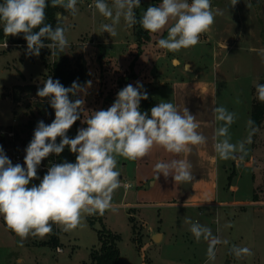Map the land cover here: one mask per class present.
<instances>
[{"label":"rangeland","instance_id":"rangeland-1","mask_svg":"<svg viewBox=\"0 0 264 264\" xmlns=\"http://www.w3.org/2000/svg\"><path fill=\"white\" fill-rule=\"evenodd\" d=\"M64 2L68 3V0ZM88 2L90 0H77L75 14L66 9L65 14L58 15L66 26L65 37L69 40L64 53L73 65L81 54V44L77 41L87 37L84 32L90 18L86 16L92 9L96 16L103 17L95 6L90 8ZM151 5L150 0H140L137 13L141 15ZM212 5L216 13L215 23L201 34L199 43L175 53L162 49L167 55L156 67L157 82L153 87L143 85L141 91L148 94L165 77H172L176 68L183 71L201 68V76L215 78L216 109L223 107L227 110L226 113L215 111L214 136L220 171L218 182L221 194L224 195L225 191L226 197H222L227 202L206 210L180 204H155L165 198H154L144 191L142 188L145 186L135 179L131 170L133 161L117 156V169L121 173L127 169V173L122 174L121 187L113 194L114 210L90 216L92 224L85 216L81 225L69 232L53 225L50 234L30 236L23 246L20 238L7 229L0 216V264H93L90 250L99 247L97 230L102 226L118 236L116 243L121 264H264V125L257 129L248 148L242 145L248 132L247 111L253 89L259 78L264 76V0H238L234 7L231 0H212ZM109 7L113 8V2ZM116 15L113 8V16L109 19L116 26V32L120 33L124 25L129 27L130 24L125 22L123 15L117 22ZM172 23L170 21L158 33L159 39L161 35L167 38V27ZM0 25L3 26V23ZM16 41L17 35L0 39V146L13 165L24 162L26 155L25 133L21 130L24 124L34 117L40 118L45 125L55 119V111L52 118L44 119L39 115L35 106L40 101L37 94H29L16 87L17 84L28 83L44 87L50 77L47 64L54 58L55 48L49 47L53 41L45 46L47 53L44 57L34 51L30 54L28 44ZM124 73L113 70L111 77L103 75L106 80L101 87L106 81L125 82L127 76ZM129 84L126 82L125 86ZM14 91L20 95V100L15 103L12 98ZM103 93L106 94V91L102 88L100 95ZM110 99L112 104H107L106 109L115 102L113 97ZM94 110L89 116L102 109ZM229 114L231 121L219 118ZM79 124H86V121ZM10 126L18 131L17 135L9 131ZM71 129L67 132L69 139ZM60 140L57 137L56 143L59 144ZM225 143L233 146L227 152L233 155L232 162L221 158ZM16 153L21 155L20 161L14 160ZM252 161L256 167H253ZM64 162H76L68 146L58 156L53 153L42 160L39 168L48 171L51 165ZM222 163L228 164L226 171L222 169ZM254 193L257 200H252ZM123 200L152 201L154 204L152 207H122L120 202ZM250 200L254 202L243 203ZM157 233L158 236L153 238V234ZM53 237L57 245L54 242L44 244ZM245 247L253 255L239 253V249Z\"/></svg>","mask_w":264,"mask_h":264},{"label":"clouds","instance_id":"clouds-1","mask_svg":"<svg viewBox=\"0 0 264 264\" xmlns=\"http://www.w3.org/2000/svg\"><path fill=\"white\" fill-rule=\"evenodd\" d=\"M53 6L63 5L75 14L77 0H52ZM238 0H231L235 6ZM140 6V0H113L116 20L123 15L128 24L136 23L134 8ZM46 0H3L0 3V23H3L5 36L25 34L29 53L39 55L44 47L41 37L53 41L49 47L63 52L68 47L65 29L57 27L53 32L51 25H44ZM95 8L106 17L113 16L104 0H95ZM216 13L212 0H160L158 6H149L140 18L141 27L149 33H158L167 27V38H161L157 44L160 49L178 52L194 47L199 43L201 34L215 23ZM39 27L34 32L33 29ZM112 37L118 35L114 27L102 25ZM55 54V53H54ZM175 62V61H174ZM91 81L85 87L73 83L65 88L50 77L44 87L37 91L41 98L49 97L55 111L51 124L38 123L34 138L26 149L23 165L12 161L3 153L0 146V216L6 226L20 238V244L31 237H43L50 234L53 225L69 232L81 225L85 216L103 215L114 210L112 203L114 192L121 187V171L117 169V156L125 160H138L145 157L154 145L163 146L169 152L180 153L185 145L199 144L203 137L195 131V118L187 109L181 115L172 103H160L148 113H142L139 103L147 99L142 92L143 85H127L118 93L116 101L107 110L94 112L86 119V128L78 130L73 139L67 136L68 130L80 119L83 111V99H71L77 93H86ZM259 99L264 101V87L258 88ZM226 113V109H216ZM231 121L232 116L219 117ZM222 131H226L222 130ZM57 137L60 143L57 144ZM65 146L76 154V162L53 164L48 168L40 183L31 184L37 178V168L50 154L57 156ZM233 146L225 143L221 158L227 159L228 150ZM157 164L156 169H164ZM181 163L176 181H190L192 176ZM165 175L167 173L165 172ZM199 235V233H196ZM239 253L253 255L248 248L239 249Z\"/></svg>","mask_w":264,"mask_h":264},{"label":"crops","instance_id":"crops-1","mask_svg":"<svg viewBox=\"0 0 264 264\" xmlns=\"http://www.w3.org/2000/svg\"><path fill=\"white\" fill-rule=\"evenodd\" d=\"M104 2L108 6L112 4V2ZM159 3L160 1L157 4L159 5ZM151 4L153 6L152 1ZM88 6L90 8L95 6V0H90ZM137 9H133L134 13ZM87 17L90 18L84 32L87 37L83 41H77L76 36L75 42L77 41L81 44V54L79 55H81L86 76L84 84L81 87H85L88 81L92 83L90 87L86 88V93H77L76 95L75 99H83L84 104L82 105L83 111L80 113V119L71 127L72 129L69 133L70 139L75 138L78 130L87 127V124L79 123L81 121L85 123L90 113L95 111V108L107 110L105 106L112 104L110 97H113V100L116 101L118 93L126 87V82L128 84L132 83L133 87H136L135 83L154 85L157 82L156 67L160 61L164 60L165 55L168 53V51L166 53L165 50L163 51L158 47L156 41L159 39V32L150 33V40L139 44L135 37L134 24H130L129 27L123 24L124 26L120 30V33L112 37L107 31L101 30L102 25L106 24L114 27L109 18L96 16V12H93L92 9ZM114 28L116 30V26ZM161 38H163V35H161ZM113 70L118 73L126 72L124 74H126L128 81L126 80L120 84L112 80V84H110L111 81H106L104 84L107 86L105 87L104 85L105 88L101 87L103 86V80H106V78L103 79V75L109 78ZM173 70L174 74L172 77H165L160 85H155L154 90L151 88L147 95L159 102V104L172 103L181 115H184V110L187 109L188 114L195 118L196 133L201 135L203 140L199 144L185 145L180 153L169 152L163 146L154 145L145 157L133 161L134 164L131 170L135 179L139 183L142 182L145 186V188H142L145 189L144 191L153 195L154 198H165L161 201H156L157 203L155 204H180L202 210L214 209L227 202L222 197L225 196V191L224 195L220 191L218 182V173L220 172L217 161L218 151L214 144L217 83L213 77L201 76V68L187 71L180 70L179 68ZM102 88L105 89L106 94L100 95ZM158 91L160 93L157 94ZM247 117L248 132L242 142L245 149L249 147V143L253 139L249 123V109ZM227 155V161L232 162L233 155L231 153H227ZM181 163L187 166L186 170L192 176L190 181L175 180V176L179 174ZM157 164H163L165 166L164 169L157 170ZM222 164H224L221 165L222 169L226 171L228 164ZM252 165L256 167L254 161H252ZM165 172L167 175H165ZM125 173H127V169L122 172V174ZM122 196H125V192L122 193ZM253 202L250 200L243 203ZM120 203L122 207H152L154 204H152V201L141 200H123ZM159 234L162 235L161 233Z\"/></svg>","mask_w":264,"mask_h":264},{"label":"trees","instance_id":"trees-1","mask_svg":"<svg viewBox=\"0 0 264 264\" xmlns=\"http://www.w3.org/2000/svg\"><path fill=\"white\" fill-rule=\"evenodd\" d=\"M108 2H113V0H104ZM153 3V6H158V2L160 0H151ZM3 0H1V3ZM156 2V3H155ZM191 0H189V3ZM67 3L64 2V5ZM67 8L63 5H56L53 6L52 0H46V7H45V20L42 25L39 27H43L44 25H51V30L54 32L57 27H61L66 30V27L62 24L61 18L58 15L65 14V10ZM141 15L135 11V19L136 23H134V33L137 40V43H141L146 40H150L151 35L149 32L145 31L139 21H140ZM39 27L36 29H33L34 32L39 30ZM6 36L3 33V26L0 25V39L5 38ZM41 40L43 44L46 46L51 40L48 37H41ZM18 43H25L27 44V40L25 38L24 33H20L17 35V41ZM138 44V47H139ZM45 46L40 49V54L42 57L47 53L45 51ZM55 53V54H54ZM54 58L51 61L50 64H47L50 78L53 79L55 82L56 80H59L60 84L64 86L65 88H71L73 83H77L78 85L82 86L85 81V70L83 62L81 61V55H78L75 59L74 65L71 63L69 57L63 52L58 51L57 49H54L53 51ZM138 84L135 83V86L137 87ZM20 90L26 91L29 94H37V91L42 89L41 86H38L34 83H28V84H17L16 86ZM264 87V76L259 78L256 85L253 89V97L251 100L250 108H249V123L250 127L252 129V134L255 136L256 131L259 127L262 126V123H264V101H261L259 99V93L258 88ZM39 97V96H38ZM13 101L18 102L20 100V95L17 92H13L12 95ZM38 102H36L35 106L38 108V113L41 117L44 119L52 118L54 115V109L50 105V100L48 98H41L39 97ZM159 102L156 100L148 97L147 99H142L139 103V108L142 113H148L150 117V110L152 107L158 105ZM42 121L40 118L34 117L27 121L26 124H24L23 128L21 129L25 133V137L23 139V142L25 144V149H27L28 145L34 138V132L38 126V123ZM9 131L17 135V130L13 127H9ZM18 154V153H16ZM72 155L76 158V154L72 153ZM21 164L23 165L24 162H16L15 164ZM14 164V165H15ZM47 173L45 169L37 168V178L31 181V184H39L40 180H42L43 176ZM252 200H257V195L254 193L252 196ZM88 221L92 224V219L90 216H87ZM3 223L5 224L4 220L2 219ZM6 226V224H5ZM7 227V226H6ZM7 229L11 231L8 227ZM117 235L112 233L111 231L107 230L104 226L99 228L97 230V238L98 242H100L99 247L92 248L90 250V259L93 264H121L120 263V252L119 248L117 247ZM54 242V244L57 245V241L52 238V240L45 241V243H51ZM53 244V243H52ZM86 264V263H82Z\"/></svg>","mask_w":264,"mask_h":264},{"label":"built area","instance_id":"built-area-1","mask_svg":"<svg viewBox=\"0 0 264 264\" xmlns=\"http://www.w3.org/2000/svg\"><path fill=\"white\" fill-rule=\"evenodd\" d=\"M21 155L20 154H16L15 156H14V160H16V161H20L21 160ZM41 166V165H40ZM44 167V166H43ZM125 186H126V184H125Z\"/></svg>","mask_w":264,"mask_h":264},{"label":"water","instance_id":"water-1","mask_svg":"<svg viewBox=\"0 0 264 264\" xmlns=\"http://www.w3.org/2000/svg\"><path fill=\"white\" fill-rule=\"evenodd\" d=\"M157 236H158V233L157 234H154L153 238H155ZM224 264H228V262H225Z\"/></svg>","mask_w":264,"mask_h":264},{"label":"bare ground","instance_id":"bare-ground-1","mask_svg":"<svg viewBox=\"0 0 264 264\" xmlns=\"http://www.w3.org/2000/svg\"><path fill=\"white\" fill-rule=\"evenodd\" d=\"M188 66H189V64H188Z\"/></svg>","mask_w":264,"mask_h":264}]
</instances>
